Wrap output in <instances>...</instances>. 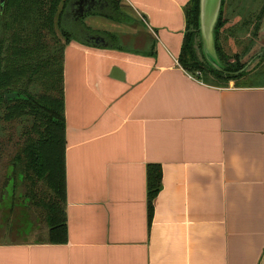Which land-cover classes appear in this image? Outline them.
Wrapping results in <instances>:
<instances>
[{"label":"crops","instance_id":"obj_1","mask_svg":"<svg viewBox=\"0 0 264 264\" xmlns=\"http://www.w3.org/2000/svg\"><path fill=\"white\" fill-rule=\"evenodd\" d=\"M190 2L121 0L136 18L121 22L108 0H69L67 23L108 18L124 49L109 30L66 44L68 240L0 239V264H264V83L181 66ZM149 163L163 170L152 220Z\"/></svg>","mask_w":264,"mask_h":264},{"label":"trees","instance_id":"obj_2","mask_svg":"<svg viewBox=\"0 0 264 264\" xmlns=\"http://www.w3.org/2000/svg\"><path fill=\"white\" fill-rule=\"evenodd\" d=\"M108 1L104 15L121 22L129 19L121 9V0ZM68 2L4 0L2 4L0 0V197H5L13 180L14 196L18 195L40 219L38 231L43 237L39 239L53 243L68 240L65 46L73 38L85 40L63 17ZM199 2L191 0L186 9L187 29L179 54L181 66L197 78L217 85L249 76L252 69H248V61L243 57L259 37L264 2L256 7V0H223L215 28L221 68L212 65L203 53ZM227 6L240 18L235 27L226 29L229 34L238 29L246 31L253 22L250 45L242 53H228L221 39L229 22ZM130 18L136 21L135 17ZM117 37L108 32L107 40L124 49ZM150 53L154 55L155 51ZM162 176L161 164H148L150 220L154 199L162 188Z\"/></svg>","mask_w":264,"mask_h":264},{"label":"rangeland","instance_id":"obj_3","mask_svg":"<svg viewBox=\"0 0 264 264\" xmlns=\"http://www.w3.org/2000/svg\"><path fill=\"white\" fill-rule=\"evenodd\" d=\"M263 2L264 0H256V7L261 6ZM89 13H86L80 18L73 16L69 20L68 26L74 29V31H77L80 38H86L89 34L92 35L98 32L106 33L107 30L114 33L118 32L117 29L113 28L114 26H111L112 24L108 18L102 16L92 18L89 17ZM225 13L229 17V22L223 28L221 36L224 48L230 54L236 52L242 53L250 45L248 38L253 28V22L247 27L246 31L238 29L235 33L229 34V32H226V29L232 26L235 27V22L240 18L228 6ZM115 39L120 43L122 41L121 36ZM251 47V51L243 57V60L248 61V69L251 68L252 71L249 76L233 80L238 85L264 83V54H262L264 51V28L261 29L258 39H255ZM13 183L14 181L12 180L5 197H0V239L11 240L31 235L36 239L42 238L43 234H40V231H38L40 227V223L38 224V222L40 219L35 216L33 211H29L25 207V204L19 200L18 195L14 196ZM18 193L20 194V192ZM36 228L37 230L35 231Z\"/></svg>","mask_w":264,"mask_h":264},{"label":"water","instance_id":"obj_4","mask_svg":"<svg viewBox=\"0 0 264 264\" xmlns=\"http://www.w3.org/2000/svg\"><path fill=\"white\" fill-rule=\"evenodd\" d=\"M3 2L4 0H1L2 4ZM222 2L223 0H200L199 2V31L202 50L209 62L217 68H221L223 65L217 52L215 39V28L221 14ZM82 9L78 11L80 15L84 12ZM112 70L119 74V78H123L124 71L119 66H113Z\"/></svg>","mask_w":264,"mask_h":264}]
</instances>
